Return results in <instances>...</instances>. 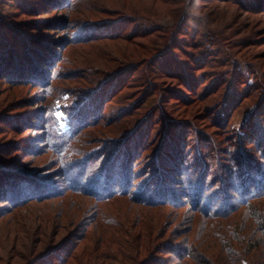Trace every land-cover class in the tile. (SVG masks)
I'll use <instances>...</instances> for the list:
<instances>
[{"label": "rangeland", "instance_id": "1", "mask_svg": "<svg viewBox=\"0 0 264 264\" xmlns=\"http://www.w3.org/2000/svg\"><path fill=\"white\" fill-rule=\"evenodd\" d=\"M229 168L264 179V0H0V264H226Z\"/></svg>", "mask_w": 264, "mask_h": 264}, {"label": "trees", "instance_id": "2", "mask_svg": "<svg viewBox=\"0 0 264 264\" xmlns=\"http://www.w3.org/2000/svg\"><path fill=\"white\" fill-rule=\"evenodd\" d=\"M170 159L171 158L166 162L167 165L169 167L176 165V163ZM245 172L246 171L241 169L235 170L229 168L224 174L225 176L222 174L224 176V181L229 179L226 185L230 186L228 187L224 185L225 189H227V187L233 189L235 192L237 191L236 193L239 194L241 198L244 197L243 199L236 201L237 203L232 210L233 213L242 208L248 211L247 215L238 217L236 222H234L238 230L235 229V226L231 222L233 227L230 226V229L233 233L230 234L232 237V239H230L232 240V243H234V246L229 245V247L226 248L227 250L224 251L226 255H224L223 259L226 264H264V186L261 182V189L258 188L261 186L257 185L259 181L264 182V179L262 177L263 175L260 179H255L254 176ZM163 173L166 174V172ZM160 174L158 177L161 178ZM170 174L171 173H169L168 176H170ZM230 180L232 181V184H229ZM224 181L222 180L221 182ZM234 181L237 184L234 183ZM171 182H173V179H171ZM215 215L217 217L219 216V214ZM224 215L226 216H223L222 214V216L219 217H228L230 214L226 213ZM226 221L230 222L231 220L228 219ZM192 252L194 255V250L191 249L190 253Z\"/></svg>", "mask_w": 264, "mask_h": 264}]
</instances>
